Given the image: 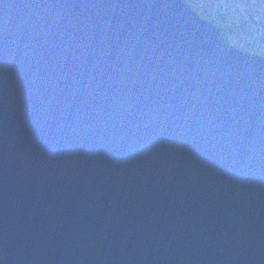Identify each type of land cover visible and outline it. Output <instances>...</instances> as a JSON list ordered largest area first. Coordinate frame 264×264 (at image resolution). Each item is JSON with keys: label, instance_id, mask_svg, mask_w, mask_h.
<instances>
[{"label": "water", "instance_id": "water-1", "mask_svg": "<svg viewBox=\"0 0 264 264\" xmlns=\"http://www.w3.org/2000/svg\"><path fill=\"white\" fill-rule=\"evenodd\" d=\"M6 106L36 144L160 133L186 160L242 184L264 257V55L230 43L185 0H0V117ZM57 191L0 169V234L43 232L38 264H73L61 259L65 231L96 222L95 206ZM217 211L183 215L227 223Z\"/></svg>", "mask_w": 264, "mask_h": 264}, {"label": "clouds", "instance_id": "clouds-1", "mask_svg": "<svg viewBox=\"0 0 264 264\" xmlns=\"http://www.w3.org/2000/svg\"><path fill=\"white\" fill-rule=\"evenodd\" d=\"M0 169L5 179L14 172L41 194L58 190V197H74L89 212L95 206V223L73 224L64 233L68 247L61 259L73 264H264L253 244V225L245 219L248 194L242 184L186 160L158 132L112 142L36 144L6 106L0 117ZM226 187L232 192L224 201ZM220 208L227 223L195 224L183 215L217 216ZM41 237L49 238L27 228L17 235L5 225L0 264H38L34 245Z\"/></svg>", "mask_w": 264, "mask_h": 264}, {"label": "rangeland", "instance_id": "rangeland-1", "mask_svg": "<svg viewBox=\"0 0 264 264\" xmlns=\"http://www.w3.org/2000/svg\"><path fill=\"white\" fill-rule=\"evenodd\" d=\"M185 1L206 20L219 26L233 45L264 53V0ZM219 21H223V24L219 25Z\"/></svg>", "mask_w": 264, "mask_h": 264}, {"label": "trees", "instance_id": "trees-1", "mask_svg": "<svg viewBox=\"0 0 264 264\" xmlns=\"http://www.w3.org/2000/svg\"><path fill=\"white\" fill-rule=\"evenodd\" d=\"M214 23H216V22H214ZM219 23H220V24H219ZM219 23H218V24L221 25V24H223V21H219ZM223 27L226 28L225 25H224ZM224 30H226V29H224ZM243 50L248 51V50H246V49H243ZM262 54L264 55V53H262Z\"/></svg>", "mask_w": 264, "mask_h": 264}, {"label": "bare ground", "instance_id": "bare-ground-1", "mask_svg": "<svg viewBox=\"0 0 264 264\" xmlns=\"http://www.w3.org/2000/svg\"><path fill=\"white\" fill-rule=\"evenodd\" d=\"M208 21V20H207ZM210 22V21H209ZM217 26V25H216ZM217 27H219V26H217ZM220 28V27H219ZM223 31V30H222ZM224 34V33H223ZM255 52V51H254Z\"/></svg>", "mask_w": 264, "mask_h": 264}]
</instances>
